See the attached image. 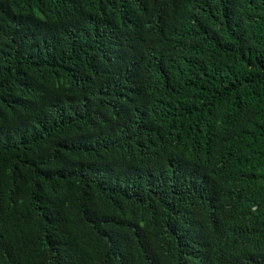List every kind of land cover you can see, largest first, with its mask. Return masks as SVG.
Listing matches in <instances>:
<instances>
[{
	"label": "trees",
	"instance_id": "obj_1",
	"mask_svg": "<svg viewBox=\"0 0 264 264\" xmlns=\"http://www.w3.org/2000/svg\"><path fill=\"white\" fill-rule=\"evenodd\" d=\"M0 264H264V0H0Z\"/></svg>",
	"mask_w": 264,
	"mask_h": 264
},
{
	"label": "clouds",
	"instance_id": "obj_2",
	"mask_svg": "<svg viewBox=\"0 0 264 264\" xmlns=\"http://www.w3.org/2000/svg\"><path fill=\"white\" fill-rule=\"evenodd\" d=\"M144 21L145 20L130 21V27L131 29L140 28L138 38L145 41L146 38H152L153 34L145 27Z\"/></svg>",
	"mask_w": 264,
	"mask_h": 264
}]
</instances>
